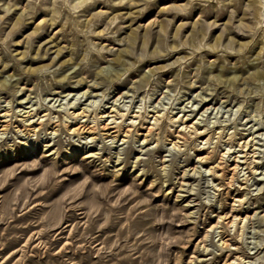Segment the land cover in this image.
Segmentation results:
<instances>
[{
    "label": "rangeland",
    "instance_id": "1",
    "mask_svg": "<svg viewBox=\"0 0 264 264\" xmlns=\"http://www.w3.org/2000/svg\"><path fill=\"white\" fill-rule=\"evenodd\" d=\"M0 120V264H264V0H0Z\"/></svg>",
    "mask_w": 264,
    "mask_h": 264
},
{
    "label": "bare ground",
    "instance_id": "2",
    "mask_svg": "<svg viewBox=\"0 0 264 264\" xmlns=\"http://www.w3.org/2000/svg\"><path fill=\"white\" fill-rule=\"evenodd\" d=\"M75 2L77 3V5H83L84 3H86L87 2V0H75ZM165 9H166V7H162V8H160L159 9V13H163L164 11H165ZM160 14V15H161ZM18 19H19V17H18ZM162 25H161V29H162V31H164L165 30V28H166V22H164V20H162ZM179 29V27L177 28V30ZM178 31H176V33H177ZM159 33H161V32H159ZM84 111L85 110H82V111H78L77 113H73L72 112V115H73V117L74 118H77V117H82V116H85V114H84ZM25 113H26V118H25V125H23L24 126V129L23 130H25V133H27V132H29L30 133V131H33V132H36L37 130H38V126L39 125H41V121H38V119L37 120H31L30 119V116H31V113H30V111H25ZM7 115H9L8 114V112L7 113H5L4 112V114H3V116H7ZM111 116V115H110ZM8 117V116H7ZM40 117V116H39ZM177 118V117H176ZM157 117H155V121H157ZM185 119L186 118H183V119H181L182 121H185ZM187 121V120H186ZM16 122V121H15ZM111 122L109 121V122H107V123H105L104 125H102L101 126V129L102 130H104V132L106 133V134H108V135H110V136H112L111 138H117V136L120 134V132H119V130L117 129V127L116 126H113V125H111L110 124ZM14 124V123H13ZM76 124V125H75ZM71 125H75V126H72V127H70V129H71V132H73V133H77V134H82V133H88V134H93V133H95V131H96V127L95 126H93V125H89L87 122H74V124H71ZM152 125V124H151ZM151 125H150V127H149V129H148V132H150V130H151ZM9 126H10V122L9 121H7V120H0V127H1V130L3 131V132H6L7 130H8V128H9ZM131 127V126H130ZM132 128V127H131ZM183 128H188L187 127V125L185 124V125H183ZM130 130V128H127V130H125L126 131V133L125 134H123L124 135V137L122 138V140H124L125 141V137L128 135L127 134V132ZM180 130H182V128L180 129ZM181 133V132H180ZM148 134H146V136H147ZM178 135H179V137H183L184 135L183 134H179L178 133ZM178 137V138H179ZM93 138V137H92ZM180 139V138H179ZM178 139V140H179ZM144 141H147V138H145L144 139ZM253 141V138L252 137H250L249 139H244V141H241L240 142V147L241 148H239L240 150H238V152L239 151H242V152H244V153H242V154H237V155H235L234 156V158H233V162H232V164L230 165V170L232 171V173L234 172L235 173V171L240 167V165H241V162H245V163H248L247 161V159L248 158H252L251 156H254L255 155V153H253V151H254V149H251V147L253 146L252 144H251V142ZM179 144V143H178ZM177 144V142H174L173 143V146H177L178 145ZM208 153V152H207ZM89 156H94V153H89ZM244 157L245 159H243V160H240L241 158L240 157ZM248 156V157H247ZM250 156V157H249ZM222 158V157H221ZM203 160V159H202ZM255 162V160L254 159H250V162L249 163H254ZM222 164V163H221ZM218 166H219V164H217ZM217 165H215V166H212V167H210V172L211 173H217V169H215V167L217 166ZM229 167V166H228ZM220 171V170H219ZM218 174V173H217ZM233 177V176H232ZM225 178V177H224ZM228 178V177H227ZM231 181V180H230ZM233 223H235L234 222V220H233ZM222 238H223V236H222ZM223 241V245H225V247H228L229 246V243L227 242V240H222ZM237 258V257H236ZM233 261V260H232ZM234 262V261H233ZM237 262V261H236ZM239 262V261H238ZM228 264H230V263H228Z\"/></svg>",
    "mask_w": 264,
    "mask_h": 264
}]
</instances>
